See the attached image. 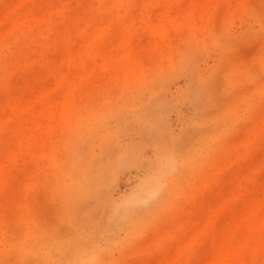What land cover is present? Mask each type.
<instances>
[{"label": "rangeland", "instance_id": "obj_1", "mask_svg": "<svg viewBox=\"0 0 264 264\" xmlns=\"http://www.w3.org/2000/svg\"><path fill=\"white\" fill-rule=\"evenodd\" d=\"M0 264H264V0H0Z\"/></svg>", "mask_w": 264, "mask_h": 264}]
</instances>
